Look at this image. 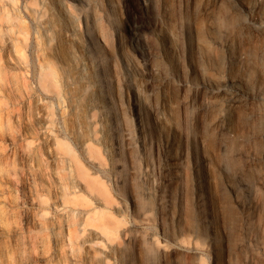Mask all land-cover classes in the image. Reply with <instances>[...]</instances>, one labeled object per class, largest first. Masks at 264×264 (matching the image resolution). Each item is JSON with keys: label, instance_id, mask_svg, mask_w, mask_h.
<instances>
[{"label": "rangeland", "instance_id": "374dc122", "mask_svg": "<svg viewBox=\"0 0 264 264\" xmlns=\"http://www.w3.org/2000/svg\"><path fill=\"white\" fill-rule=\"evenodd\" d=\"M0 264H264V0H0Z\"/></svg>", "mask_w": 264, "mask_h": 264}, {"label": "bare ground", "instance_id": "6f19581e", "mask_svg": "<svg viewBox=\"0 0 264 264\" xmlns=\"http://www.w3.org/2000/svg\"><path fill=\"white\" fill-rule=\"evenodd\" d=\"M242 4V2H241ZM252 24H256V20L254 17H252ZM205 85V83H203ZM225 86L229 87V100L234 104H243L247 100V96L245 94L244 89L235 81V80H228L224 83ZM46 209H48L46 207ZM49 209L59 211V206L57 202H53L50 204Z\"/></svg>", "mask_w": 264, "mask_h": 264}]
</instances>
